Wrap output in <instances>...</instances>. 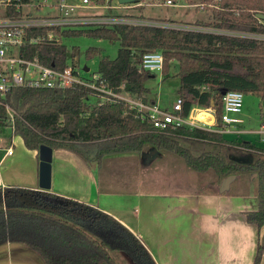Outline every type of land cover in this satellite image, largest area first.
Returning a JSON list of instances; mask_svg holds the SVG:
<instances>
[{"label": "trees", "instance_id": "16d2710c", "mask_svg": "<svg viewBox=\"0 0 264 264\" xmlns=\"http://www.w3.org/2000/svg\"><path fill=\"white\" fill-rule=\"evenodd\" d=\"M213 3L203 4L210 10L209 18L196 19L189 27L115 22L68 27L61 33L64 37L85 34L118 41L114 57L102 54L95 45L88 46L85 53L99 55L97 71L107 87L120 90L123 82L124 90L144 101L155 100L145 84L155 73L141 66V57L146 50H160L161 74H167L177 62L181 113L186 115L193 106H211L221 125L223 91L235 89L264 100V37L250 35H264V20L255 15L264 12V0ZM160 21L174 23L172 19ZM25 52L47 65L62 68L68 63L63 41L32 43ZM0 100L14 110V134L20 135L29 149L37 150L45 143L99 164L108 154L156 148L177 154L197 171L212 170L219 178L251 170L257 179L258 206L245 216L257 225L264 222V147L253 140L230 139L221 131L197 126L157 130L126 101L99 103L95 93L80 83L17 86ZM1 101L0 129L10 123ZM2 241L25 243L45 264H118L113 254L124 264H157L141 238L111 213L83 200L17 184L0 187ZM260 254L261 245L253 264H258Z\"/></svg>", "mask_w": 264, "mask_h": 264}, {"label": "crops", "instance_id": "0c3cea01", "mask_svg": "<svg viewBox=\"0 0 264 264\" xmlns=\"http://www.w3.org/2000/svg\"><path fill=\"white\" fill-rule=\"evenodd\" d=\"M199 108L203 111L199 117L207 120L210 115L212 119V111ZM11 139L13 142V137ZM9 143L6 139L0 143L2 183L43 189L39 186L38 149H29L20 143L18 156L14 148L13 153L7 155L5 147ZM160 154L159 151L156 156ZM110 155H105L101 161ZM100 165L87 163L68 149H53L51 183L47 190L111 213L141 238L157 264H253L259 245L258 264H264V222L257 225L245 216L246 211L258 206L256 188L249 182L243 186L242 177L238 179L239 173L245 170L232 174L227 180V176L220 178L213 188L175 184L166 189L141 191L105 188L98 175ZM4 167L10 170L4 172ZM253 177L251 183L256 176ZM0 264L45 263L40 254L25 243L2 241Z\"/></svg>", "mask_w": 264, "mask_h": 264}, {"label": "built area", "instance_id": "2783aa9c", "mask_svg": "<svg viewBox=\"0 0 264 264\" xmlns=\"http://www.w3.org/2000/svg\"><path fill=\"white\" fill-rule=\"evenodd\" d=\"M97 3V2H96ZM165 3H172L165 0ZM118 5H127L125 3ZM88 6V0H0V97L17 86L27 87H65L73 83H80L89 87L100 103L105 100L122 99L126 101L136 114L147 120L157 130L175 129L180 126L202 127L225 132L233 123L242 121L237 115L242 109L244 94L235 89L223 93L220 127H217L213 108L207 120L198 115L203 111L199 107H192L183 115L181 113L182 101L176 97L171 106H161L157 101H144L124 90V83L119 85L120 90L106 86L98 71H90L79 67L75 63H67L62 68L47 65L36 56L29 57L25 52L27 45L32 43L62 42L61 30L73 26H86L95 23H153L189 27L186 25L148 20L143 18H123L122 16L80 15L78 9ZM38 28H43L37 30ZM264 37L261 34L254 36ZM141 66L152 71L160 72L163 67V54L158 49L143 52ZM83 71H88L84 74ZM1 101V100H0ZM10 122L8 128L14 133V110L8 103L1 101ZM261 139L264 140V123L259 128ZM1 143V138H0ZM13 153L12 139L5 154ZM4 186L0 176V187Z\"/></svg>", "mask_w": 264, "mask_h": 264}, {"label": "rangeland", "instance_id": "374dc122", "mask_svg": "<svg viewBox=\"0 0 264 264\" xmlns=\"http://www.w3.org/2000/svg\"><path fill=\"white\" fill-rule=\"evenodd\" d=\"M172 3H165V0H140L127 5H118L117 0H104L101 3L95 0H88V6L78 9L80 15H105L122 16L130 18L128 13L141 15L142 17L154 21L162 19H172L175 24L191 26L196 19H207L210 16V10L203 7V4L213 6V1L200 2L195 0H171ZM97 2V3H96ZM132 18H137L132 17ZM143 18V19H144ZM177 22V23H176ZM255 35V33L250 34ZM260 36V35H259ZM68 48V62L75 63L83 68L88 66L90 71H97L99 55L87 56L85 50L90 45L101 48L102 54L114 57L119 47L118 41H110L107 38L93 37L85 34L65 36L62 40ZM167 74L155 72L149 77L145 84L149 87V94L153 96L161 106H171L177 97L179 78L177 76V62ZM88 74V71H83ZM238 116L242 118L241 122L230 125L229 130L225 131L226 138L230 139H254L255 142L264 147V140L261 139L259 128L264 122V100L255 94L244 95L243 106ZM217 122V121H216ZM217 127H220L217 124ZM241 129V130H240ZM13 137L12 146L15 149V155L20 154V143L23 144L20 135L14 134L10 128L0 129V138L9 140ZM147 149L133 155L112 154L102 160L98 172H100V182L105 188L120 190H160L166 189L171 185L179 184L186 186H211L218 184L220 178L212 170L197 171L186 165L183 159L169 151H160L159 156H143V153L150 152ZM4 172L10 168L4 167ZM245 173H239L242 177L240 183H246L257 188V179L253 171L245 170ZM242 172V171H240ZM254 181H250L251 178ZM235 183V182H234ZM118 264H124L120 261L118 254H113Z\"/></svg>", "mask_w": 264, "mask_h": 264}, {"label": "water", "instance_id": "95a60500", "mask_svg": "<svg viewBox=\"0 0 264 264\" xmlns=\"http://www.w3.org/2000/svg\"><path fill=\"white\" fill-rule=\"evenodd\" d=\"M140 0H117L118 3H133L138 2ZM255 15L264 20V12L258 11L255 13ZM85 69H88L86 66ZM225 91H223L224 93ZM52 151L53 148L45 143H42L38 147V155H39V186L43 189H47L50 187L51 183V160H52ZM158 150L156 148H151L150 152L143 153V156H151V155H157ZM241 160H244V157H241ZM247 160H250L248 158ZM232 174L227 175L225 180L228 178H231Z\"/></svg>", "mask_w": 264, "mask_h": 264}]
</instances>
